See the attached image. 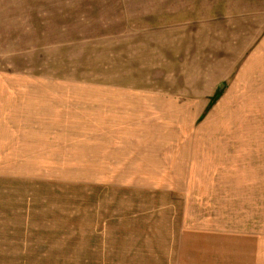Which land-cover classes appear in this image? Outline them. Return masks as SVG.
Returning a JSON list of instances; mask_svg holds the SVG:
<instances>
[{"label":"rangeland","instance_id":"rangeland-1","mask_svg":"<svg viewBox=\"0 0 264 264\" xmlns=\"http://www.w3.org/2000/svg\"><path fill=\"white\" fill-rule=\"evenodd\" d=\"M260 233L264 0H0V264H237Z\"/></svg>","mask_w":264,"mask_h":264},{"label":"crops","instance_id":"crops-1","mask_svg":"<svg viewBox=\"0 0 264 264\" xmlns=\"http://www.w3.org/2000/svg\"><path fill=\"white\" fill-rule=\"evenodd\" d=\"M247 49H250V46ZM255 51L256 52H252V53H246V52L242 53L243 58H244V62H243L244 69H243V71L245 74V79H247L246 74L251 73V70H252L251 55H253L254 58L257 57L261 51V48H257V49H255ZM238 79L244 80L243 77H239ZM238 82H240V81H238ZM238 86L241 87L239 84H238ZM231 87H232V90L233 89L236 90L239 88L236 85L235 86L232 85ZM233 95L235 97H237L238 99H239V97L250 98L249 101H251V98L258 96L256 93L249 92L246 90L244 92L236 91L235 93H233ZM260 234H261V236L264 235L262 233H260ZM232 250L236 256L237 264H264V238L263 237H262V239L253 238V237H244V241L239 243V244H235L234 246H232Z\"/></svg>","mask_w":264,"mask_h":264},{"label":"water","instance_id":"water-1","mask_svg":"<svg viewBox=\"0 0 264 264\" xmlns=\"http://www.w3.org/2000/svg\"><path fill=\"white\" fill-rule=\"evenodd\" d=\"M222 88H223V85L221 86L220 91L222 90Z\"/></svg>","mask_w":264,"mask_h":264}]
</instances>
